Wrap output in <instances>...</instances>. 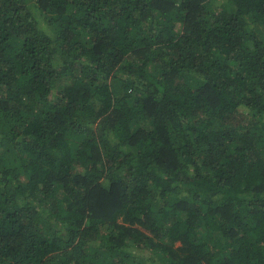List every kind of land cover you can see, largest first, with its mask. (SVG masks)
<instances>
[{
  "label": "trees",
  "instance_id": "1",
  "mask_svg": "<svg viewBox=\"0 0 264 264\" xmlns=\"http://www.w3.org/2000/svg\"><path fill=\"white\" fill-rule=\"evenodd\" d=\"M0 264H264V0H0Z\"/></svg>",
  "mask_w": 264,
  "mask_h": 264
}]
</instances>
